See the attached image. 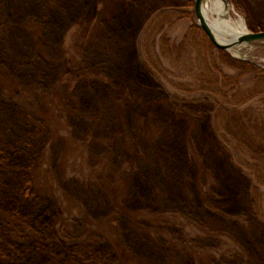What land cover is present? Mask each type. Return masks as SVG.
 <instances>
[{"label":"rangeland","instance_id":"1","mask_svg":"<svg viewBox=\"0 0 264 264\" xmlns=\"http://www.w3.org/2000/svg\"><path fill=\"white\" fill-rule=\"evenodd\" d=\"M71 2L58 0L61 8L68 10L69 15H64V10L52 13L43 0H0V17L10 16L12 27L9 40L20 55L35 58L32 39L19 28L24 22L48 20L52 30L46 34V42L55 46L65 42V78L70 80L66 93L69 106L62 108L61 134L71 137V142L85 144L86 150L82 153V150L78 152L74 148L67 157H63L62 152L57 158V173L64 180V190L83 207L90 206L95 198L98 199V206L91 210V216L98 220L111 216L114 210L88 185L86 179L90 170L99 163L100 157H106L124 177H130L129 172H123L125 160L120 153L122 141L117 138L119 132L115 125L119 117L115 94L101 93L97 86L87 89L88 85L83 84L80 87L77 81L84 69L93 70L107 64L115 81L129 83L130 94L124 105H127L125 109L130 125L139 111L147 115L156 109L165 115L170 112L169 106L183 110L184 120L180 121L171 137L173 154L178 162L173 181H180L181 184L189 179L195 182L199 171H206L211 176L208 177L209 181L215 184L208 199L212 208L210 219L218 213L228 218H240L264 248V70L260 68L264 67V45L241 47L242 57L225 51L229 58L237 61L231 66L216 51L211 52V45L202 38L201 32L193 29V25L198 26L195 2L191 16H187L185 13L190 12L191 8L184 0H86L87 14L90 17L99 14L107 22L105 32L109 41L101 42L102 48L96 43L88 50L83 61L77 45L79 35L73 32L77 29H70L79 17V13L72 10ZM102 2L107 4L106 8L105 5L101 6ZM114 11L116 18L114 15L110 21ZM146 63L152 66L153 72L144 67ZM0 64L8 73L13 72L16 79L25 81L24 86L32 83L29 82L30 73L37 77L53 74L38 60H34L31 66L21 67L25 69L22 72L7 65L3 57H0ZM140 103L143 104L142 108ZM128 105L132 107L128 108ZM0 108L3 107L0 105ZM1 111L9 116L5 120L8 125L22 124L24 118L18 111ZM2 121L0 127L3 126ZM21 132L27 135L29 147L20 157L23 159H11L13 166H26L29 156L46 139L45 134L36 132L35 128H22ZM170 150L169 155L172 154ZM146 176L141 180L139 176L132 175L130 187L133 202L130 207L158 210L161 207L157 203L160 194L147 183L150 172H146ZM21 180L19 173L0 178V201L7 190L11 191L13 198L6 210L16 207L22 209L26 216L37 219L42 215L46 221H50L45 201L22 197L19 191ZM189 193L185 203L190 205V200H193L194 206L202 212V198L197 195L196 187H191ZM172 200L174 202V197ZM176 204L171 202L166 211L179 210L182 204ZM202 220H192L190 224H193V228L175 226L171 232L175 238L219 248L227 239L223 238L220 242L210 233L212 230L205 222L206 217ZM120 226L128 248L137 257L157 264L170 261L171 251L134 235L129 221L122 218ZM206 229L208 233L204 234L203 230ZM176 264L191 263L177 257Z\"/></svg>","mask_w":264,"mask_h":264},{"label":"trees","instance_id":"2","mask_svg":"<svg viewBox=\"0 0 264 264\" xmlns=\"http://www.w3.org/2000/svg\"><path fill=\"white\" fill-rule=\"evenodd\" d=\"M43 1L52 13L64 10V15L68 14V10L61 8L58 0ZM184 1L191 8L185 15L191 16L195 0ZM229 2L244 15L251 32H264V0ZM104 5L106 8L107 4L102 2L101 6ZM70 6L73 11L79 13L70 29L74 27L77 29L73 32L79 35L77 45L84 61L86 53L96 43L102 48L101 42L103 44L109 41L105 32L107 22L99 14L92 17L87 14L86 0H72ZM114 15L115 11L112 16L110 13V21ZM9 17L7 15L0 17V57H3V61L16 67V71L22 72L25 69H20L21 67L31 66L34 60H38L53 74L49 77H37L30 73L29 82L32 83L24 86L25 81L16 79L13 72L8 73L0 64V105L3 107L0 108V120H3V126L0 127V178L19 173L22 176V185L19 189L22 197L45 201L51 220L46 221L42 215L34 219L33 216H26L22 209H15L16 207L6 210V206L13 202V198L10 190L5 191L2 195L3 200L0 201V264H157L155 261L137 257L128 248L120 226L122 218L130 222L134 235L171 251L170 261L164 264H176L177 257L191 264H264V248L260 246L255 236L249 233L246 222L240 218H228L222 213L210 219L212 215L210 216L209 212L212 208L208 199L215 184L209 181L208 177L211 176H208L206 171L200 170L195 182L189 179L181 184L180 181H173L174 170H178V162L173 154L171 137L174 136L180 121L184 120L183 110L177 106L172 108L169 104L167 107L169 106L170 112L165 115L156 109H152L154 112L147 115L139 111L130 125L125 109L127 105H124L128 93L130 94L129 83L121 84L115 81L113 75L109 73L107 64L93 70L84 69L77 81L80 87L83 84L88 85L87 89L97 86L101 93L115 94L119 113L115 125L119 132L117 138L122 141L120 153L125 160L123 172H129L130 177H124L106 157H100L99 163L90 170L86 179L88 185L114 210L111 216L98 220L91 216V210L99 204L98 199L95 198L93 204L84 208L66 192L64 180L57 173V158L59 159L62 152V156L67 157L74 148L84 153L86 145L71 142L69 139L71 137L61 134L64 116L62 108L69 106L66 93L70 80L65 78L67 77L65 42L61 46L49 45L46 42L45 36L52 30L51 22L48 20L24 22L19 28L32 39L35 45V58L22 56L12 47L9 40V30L12 27ZM114 17L116 18V15ZM193 29L201 32L202 38L211 45V52L216 51L223 59L228 60L231 66L237 63L229 58L225 51L215 48L201 28L193 25ZM144 67L153 72L149 64L146 63ZM142 105L140 103L141 108ZM157 106L160 107L161 104ZM129 107L132 106L128 105ZM2 109L15 110L19 115L22 114L24 118L22 126L16 123L8 125L5 120L9 116L4 114ZM28 127L35 128L36 132H42L46 139L40 148L29 156L26 166H13L11 159H23L20 157L24 156L25 148L29 147L27 135L21 134V129L26 130ZM169 150L171 155L168 154ZM83 156L85 157V154ZM146 172H150L151 175L147 178V183L160 194L157 203L161 207L158 210L151 208L137 210L130 207L133 202L130 187L132 175L143 180L147 177ZM6 173L8 175H5ZM191 187H196L197 195L202 198V212L194 206L193 200H190V205L185 203ZM1 188L2 186L0 190ZM171 202L177 204L180 202L182 205L179 210L176 208L172 212H167L166 209ZM198 215L202 219L206 217L205 222L210 226L212 230L210 233L215 238L220 242L223 238L227 239L219 248L213 249L173 236L171 228L175 226L193 228V224H190L192 220L204 221ZM203 231L204 234L208 233V229Z\"/></svg>","mask_w":264,"mask_h":264},{"label":"bare ground","instance_id":"3","mask_svg":"<svg viewBox=\"0 0 264 264\" xmlns=\"http://www.w3.org/2000/svg\"><path fill=\"white\" fill-rule=\"evenodd\" d=\"M203 13L214 34L223 43L232 42L246 30L244 18L237 14L231 4H226L223 0H205ZM241 49L237 47L231 49V52L237 57H242Z\"/></svg>","mask_w":264,"mask_h":264},{"label":"water","instance_id":"4","mask_svg":"<svg viewBox=\"0 0 264 264\" xmlns=\"http://www.w3.org/2000/svg\"><path fill=\"white\" fill-rule=\"evenodd\" d=\"M226 4H228L227 0H223ZM205 0H196L195 1V17L198 23V26L204 31V33L208 36L212 44L218 48L219 50H223L226 52H230L231 49L243 46H253L257 44L264 45V32L254 33L251 32L245 22V32L239 34L232 42L223 43L221 42L217 36L214 34L212 28L207 23L204 13H203V4ZM264 70V67H260Z\"/></svg>","mask_w":264,"mask_h":264}]
</instances>
